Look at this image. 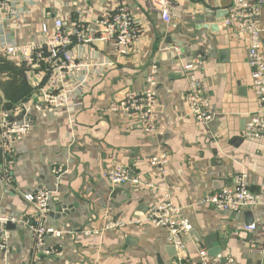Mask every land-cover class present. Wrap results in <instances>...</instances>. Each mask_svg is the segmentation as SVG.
<instances>
[{"label": "crops", "instance_id": "obj_1", "mask_svg": "<svg viewBox=\"0 0 264 264\" xmlns=\"http://www.w3.org/2000/svg\"><path fill=\"white\" fill-rule=\"evenodd\" d=\"M32 1L31 8L24 0L16 1V8L25 12L9 28V39L17 46L39 42L41 26H52L57 18L71 24L72 31V23L89 24L94 34L97 21L116 6V0ZM248 1L262 2L259 25L264 30V0ZM124 4L141 26V41L126 56H118L108 46L80 44L75 49L78 55L114 64L104 78L89 79L76 125L69 126L64 110L54 115L31 108L29 134L6 151L0 138V214L20 221L14 229L4 230L8 248L0 250V264H30L33 239L21 221L36 220V216L21 195L41 190L51 192L49 210L54 212L44 225L62 235L47 236L33 264H173L176 253L165 231L144 223L150 210L166 200L181 208L201 240L217 233L221 251L207 258V264H264V140L243 136V122L257 110L247 64L248 40L227 28L212 33L197 25L204 10L214 15L227 12L231 0H178L169 7L168 21L163 4L157 1L125 0ZM168 37L171 43L165 44ZM198 56L203 63L186 76L183 64ZM153 64L158 67L155 118L162 132L156 138L124 116L107 111L115 95L125 89L136 95L144 92ZM39 77L36 64L27 68L0 51V113L22 102L36 103L39 95H34L32 83ZM191 78L203 82L213 116L207 126L190 116L186 98ZM3 90L10 92L15 104L11 106ZM163 155L166 161L161 168L150 164L152 158ZM118 166L127 168L141 184L113 188L104 174ZM59 167L64 172L56 179L54 171ZM240 174L246 176L245 183L255 196L249 210L254 217L252 231L244 230L241 214L202 203L215 192L214 185H232ZM5 175L12 190L5 184ZM115 190L122 192L118 203L111 198ZM58 204L65 206L63 214L57 212ZM108 220L125 225L101 231ZM87 230L98 233L87 236ZM127 237L133 243L125 247ZM186 247L191 264L198 263L201 250L208 252L190 236ZM43 251L51 252L53 259L38 258Z\"/></svg>", "mask_w": 264, "mask_h": 264}, {"label": "built area", "instance_id": "obj_2", "mask_svg": "<svg viewBox=\"0 0 264 264\" xmlns=\"http://www.w3.org/2000/svg\"><path fill=\"white\" fill-rule=\"evenodd\" d=\"M17 0H0V51L10 59H19L22 65L31 68L32 64L38 66L41 77L34 79L32 89L34 95H39L38 101L32 105L25 102L0 113V138L3 151L9 145L29 134L32 127V118L29 117L31 108L42 112L49 111L57 115L59 110H64L69 126L76 125V112L82 107V99L85 95L86 85L90 78H104L106 72L114 68V64L108 60L92 59L88 56L76 54L75 49L80 44L96 45L99 49L103 46L112 48L118 56L134 50L141 41L142 29L139 22L133 18L124 4L125 0H116L115 8L97 21L98 31L92 34V28L85 23H72L75 29L71 30V24L61 18L53 20L52 26L43 24L42 39L33 44L17 46L9 39V28L19 19V15L25 12L16 8ZM163 4V17L169 20V7L178 0H151ZM32 0H24L30 7ZM26 6V7H27ZM31 8V7H30ZM262 12V2L248 0H231L227 10V17L223 20L225 28L237 34L244 35L248 40L247 64L250 70L252 91L254 93L257 110L250 114L245 121L243 136L246 139L264 140V54L263 35L264 30L259 25ZM177 52V49L174 48ZM203 63L202 57H196L189 64H183L184 74L190 75L197 72ZM158 67L153 64L145 78V89L140 95L127 93L119 102H111L107 111L119 114L130 122L140 125L143 132L151 137L162 134L156 124L155 111L158 106L156 86ZM192 76V75H191ZM187 103L190 116L203 126L212 121V114L204 98V85L200 79H190ZM23 114L22 120H16ZM13 119L14 121H10ZM166 156L152 158V166H161L165 163ZM64 172L63 168H57L54 173L56 179ZM105 180L114 188L128 183L141 184L140 180L131 178L130 171L122 166L114 167L104 174ZM5 179L8 178L5 175ZM246 176L240 174L234 177L232 185L228 188L216 191L204 198L203 204L213 206L221 212L242 214L249 211L255 205V196L249 190ZM9 183V182H8ZM51 192L41 190L34 194L23 196V200L35 211L36 220L25 219L21 221L30 232L36 247L42 249L47 236L61 237L62 233L47 228L44 223L49 211ZM15 225L20 221L15 217L0 214V226L6 224ZM144 223L153 228L162 229L166 233L167 243L174 248L175 257L173 264H191L187 258L186 240L192 230L191 224L181 214V208L171 200H166L155 207L146 215ZM125 224L122 221H105L101 231L122 229ZM254 225L245 226V231L254 230ZM4 228H0V250L8 248L7 234ZM95 230L84 232L87 236L96 235ZM255 251V250H254ZM46 255H53L49 251H43ZM197 264H207V251L201 250L198 254Z\"/></svg>", "mask_w": 264, "mask_h": 264}, {"label": "water", "instance_id": "obj_3", "mask_svg": "<svg viewBox=\"0 0 264 264\" xmlns=\"http://www.w3.org/2000/svg\"><path fill=\"white\" fill-rule=\"evenodd\" d=\"M227 12L224 11H220L217 12L215 15L210 13L209 10H204L202 15H201V19L197 22L198 28H203L206 30L211 31L212 33H215L217 31H222L225 26L223 24V19L226 17ZM262 42L264 44V38L262 39ZM171 43V39L168 37L165 40V44H170ZM129 92V90L125 89L124 91L118 93L117 95H115L114 101L115 102H119L122 101L126 94ZM23 114H21L19 116V118L17 120H20L22 118ZM10 121H14L13 119H11ZM244 123V128H245V121ZM158 140H160V138H158ZM5 184H7V186L12 190V186L8 183V180L5 179ZM231 184H226L225 182H220L217 185L213 186V191H219L222 190L223 188H228L230 187ZM118 196H122V192L120 190H115L111 196L112 200L114 203H118L119 200H117ZM21 197L23 198V196L21 195ZM119 199V198H118ZM57 208V212L58 213H62L63 214V209H65V206H63L62 204H58L56 205ZM49 217H53L54 212L53 210H49L48 214ZM241 216L243 217V223L245 226H250L252 225V223L254 222V217H253V213L251 211H245L241 214ZM14 225L8 223L5 226H0V228H4L6 230H11L14 229ZM219 229V228H218ZM217 229V231H218ZM189 236L191 237V239L193 240L194 243L199 244L200 242H202L205 247L207 248L208 252H207V258L212 259L216 256H218V254L220 253L221 249L219 248V246H217V241H218V235L217 233H213V234H209L208 236H205L204 238L199 237L198 233L193 229L191 230V232L189 233ZM32 238V237H31ZM125 243V247L130 246L133 243V240L131 238H125L124 240ZM36 242L33 239V249H32V259L30 264H33L34 262V258L37 255L36 254ZM38 258H46L47 260H51L53 259L52 255H46L43 252L38 254L37 256Z\"/></svg>", "mask_w": 264, "mask_h": 264}, {"label": "trees", "instance_id": "obj_4", "mask_svg": "<svg viewBox=\"0 0 264 264\" xmlns=\"http://www.w3.org/2000/svg\"><path fill=\"white\" fill-rule=\"evenodd\" d=\"M21 87H23V86H21ZM20 91H21V92H24V90H22V89H21ZM6 92H7L6 90H3V94H4V96H5L7 99L10 100V102L12 103V104H11V106H12L13 104L16 103V100H15V98H14V99L12 98V96L9 94L10 92H9V93H8V92L6 93ZM0 103H1V101H0ZM11 106H10V107H11ZM10 107H8V108H10Z\"/></svg>", "mask_w": 264, "mask_h": 264}]
</instances>
